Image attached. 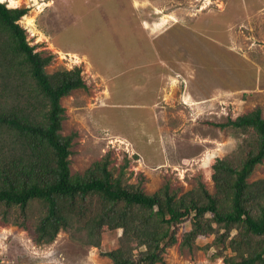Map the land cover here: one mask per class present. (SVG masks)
I'll return each instance as SVG.
<instances>
[{"label":"rangeland","instance_id":"1","mask_svg":"<svg viewBox=\"0 0 264 264\" xmlns=\"http://www.w3.org/2000/svg\"><path fill=\"white\" fill-rule=\"evenodd\" d=\"M3 3L28 10L19 25L35 52L52 57L49 74L81 70L86 89L61 99L73 174L107 158L115 175L125 167L129 184L147 194L167 184L181 196L199 182L214 193L217 161L244 160L248 136L221 125L256 111L264 120V0ZM263 179L264 159L248 182ZM189 226L165 264H225L203 249L214 236L180 248ZM120 234L104 230L97 248L61 231L40 246L0 221V264H114L104 252L118 247Z\"/></svg>","mask_w":264,"mask_h":264},{"label":"trees","instance_id":"2","mask_svg":"<svg viewBox=\"0 0 264 264\" xmlns=\"http://www.w3.org/2000/svg\"><path fill=\"white\" fill-rule=\"evenodd\" d=\"M27 12L0 3V221L22 228L40 246L66 231L75 242L100 248L104 230H121L118 247L104 252L114 264H165L181 226L190 224L182 250L214 236L203 247L215 251L211 258L264 264V179L248 182L264 159L259 111L221 125L248 136L241 146L249 149L238 164L224 159L213 166L214 193L199 182L181 196L167 184L147 194L129 184L125 167L115 175L107 158L73 174L74 136L62 135L61 99L86 85L80 69L46 71L52 57L35 52L19 25Z\"/></svg>","mask_w":264,"mask_h":264},{"label":"snow or ice","instance_id":"3","mask_svg":"<svg viewBox=\"0 0 264 264\" xmlns=\"http://www.w3.org/2000/svg\"><path fill=\"white\" fill-rule=\"evenodd\" d=\"M0 3H3V0H0Z\"/></svg>","mask_w":264,"mask_h":264},{"label":"bare ground","instance_id":"4","mask_svg":"<svg viewBox=\"0 0 264 264\" xmlns=\"http://www.w3.org/2000/svg\"><path fill=\"white\" fill-rule=\"evenodd\" d=\"M11 2H13V1H11Z\"/></svg>","mask_w":264,"mask_h":264},{"label":"clouds","instance_id":"5","mask_svg":"<svg viewBox=\"0 0 264 264\" xmlns=\"http://www.w3.org/2000/svg\"><path fill=\"white\" fill-rule=\"evenodd\" d=\"M5 4V3H4Z\"/></svg>","mask_w":264,"mask_h":264}]
</instances>
